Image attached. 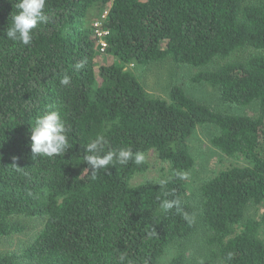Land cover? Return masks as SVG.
Returning a JSON list of instances; mask_svg holds the SVG:
<instances>
[{"label": "trees", "instance_id": "obj_1", "mask_svg": "<svg viewBox=\"0 0 264 264\" xmlns=\"http://www.w3.org/2000/svg\"><path fill=\"white\" fill-rule=\"evenodd\" d=\"M16 3L0 0V238L22 234L28 219L41 226L20 250L0 252V264H119L121 253L125 264H162L168 247L201 228L203 246L212 247L206 264H264V0H46L49 21L29 46L6 36ZM95 11H106L96 17L107 32L102 52L89 18ZM103 53L112 62L97 65ZM167 60L193 68L215 62L195 81L224 103L254 106L255 115L212 110L177 86L167 99L153 97L127 69ZM47 110L70 126L64 156L31 151L32 124ZM205 124L216 130L212 147L244 165L201 183L194 204L187 180L157 181L191 171L189 140ZM98 135L113 149L152 152L158 179L135 182L147 162L109 165L93 179L85 148ZM165 193L181 198L191 224L175 210L161 212ZM250 206L258 218L246 217ZM166 264H186L183 252Z\"/></svg>", "mask_w": 264, "mask_h": 264}, {"label": "rangeland", "instance_id": "obj_2", "mask_svg": "<svg viewBox=\"0 0 264 264\" xmlns=\"http://www.w3.org/2000/svg\"><path fill=\"white\" fill-rule=\"evenodd\" d=\"M100 12H91L90 23L94 24L101 18ZM99 20H96V17ZM264 54V52H261ZM218 62L225 60H217ZM112 62V57L105 53L97 57V65H108ZM212 63L210 66L202 68H193L187 65L173 64L170 61H162L160 63L150 64L148 66H127L143 86L145 91L153 96L167 99L170 89L174 86L181 88L184 93L193 100L207 105L209 108L222 113L230 114H245L254 116L255 107L248 106L247 108H241L232 104L224 103L219 97L218 91L211 88L207 84L199 83L195 81V75L199 71L211 70L213 68ZM216 135L214 127L205 124L198 126L189 140V151L194 160V167L188 173L187 186L188 196L191 202L194 204L197 201L196 188L204 181L210 179L214 174L220 170L232 167L243 166V161L230 159L222 155L220 151L212 147L210 139ZM153 153L150 152L146 158V162L150 165L149 171L146 174L139 175L134 178L136 183H140L144 180H157L159 176L158 170L161 168V163L153 157ZM260 215V209L250 206L246 211L247 218H258ZM27 225L26 230L11 238H0V252L16 251L20 250L26 244L32 240L37 230L41 226V221L25 220ZM204 230L201 228L194 236L185 242L180 247L177 243L172 244L167 248L165 255L161 258V263L166 264L173 259L180 251L183 252L186 264H198L200 258L206 260V255L211 251V248L203 246ZM216 264H218L216 262Z\"/></svg>", "mask_w": 264, "mask_h": 264}, {"label": "clouds", "instance_id": "obj_3", "mask_svg": "<svg viewBox=\"0 0 264 264\" xmlns=\"http://www.w3.org/2000/svg\"><path fill=\"white\" fill-rule=\"evenodd\" d=\"M18 10L11 16V25L7 28V39L13 43L24 46L31 45L34 37V30L41 24H47L49 16L45 11L46 0H17L15 4ZM83 67V63H77L75 68L79 71ZM70 76L64 75L60 80L61 85L70 83ZM70 126L66 120L62 118L58 110H47L43 114L35 118L31 127V151L39 157L55 158L64 156L69 150L68 134ZM86 155L84 157L87 162L88 170L91 172L93 179L96 178L100 171H106L107 166L121 165L127 166L130 162L136 165H142L146 162V156L143 152L133 151L130 146H123L113 149L109 146V141L104 135H98L95 139L87 143L85 148ZM175 177L179 180H187L188 173L182 170H176L171 176L161 177L157 184L164 187L169 180ZM32 196V192L27 193ZM169 193H165V198L160 199L159 208L162 213L167 214L175 210L177 214H181L185 221L189 224L193 222V217L182 208V200L179 197L168 199ZM159 199V198H158ZM155 229L149 232V238L155 236ZM227 259H232L229 253ZM119 264H125L126 256L121 253L118 256ZM198 264H206L205 259H199Z\"/></svg>", "mask_w": 264, "mask_h": 264}, {"label": "built area", "instance_id": "obj_4", "mask_svg": "<svg viewBox=\"0 0 264 264\" xmlns=\"http://www.w3.org/2000/svg\"><path fill=\"white\" fill-rule=\"evenodd\" d=\"M105 16H106V11L101 15L100 20H103L105 18ZM100 27H101V23H100V21L99 22L97 21L94 24V28H95L96 37L98 38L99 50L102 52V51H104V49L106 47L104 37L107 35V32L101 30Z\"/></svg>", "mask_w": 264, "mask_h": 264}]
</instances>
